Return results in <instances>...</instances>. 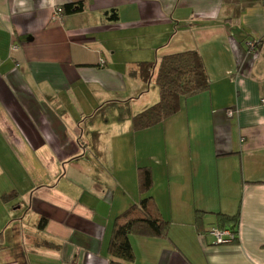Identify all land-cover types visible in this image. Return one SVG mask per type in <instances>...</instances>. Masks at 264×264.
I'll list each match as a JSON object with an SVG mask.
<instances>
[{"label":"crops","instance_id":"1","mask_svg":"<svg viewBox=\"0 0 264 264\" xmlns=\"http://www.w3.org/2000/svg\"><path fill=\"white\" fill-rule=\"evenodd\" d=\"M189 49L209 89L133 131L158 99L133 72ZM140 144L170 226L131 235L130 264H264V0H0V264H108ZM195 211L205 231L238 212V243L199 234Z\"/></svg>","mask_w":264,"mask_h":264},{"label":"trees","instance_id":"2","mask_svg":"<svg viewBox=\"0 0 264 264\" xmlns=\"http://www.w3.org/2000/svg\"><path fill=\"white\" fill-rule=\"evenodd\" d=\"M80 9L79 4L74 8L70 4H65L61 11L64 13ZM108 13L105 12L106 15ZM108 19L116 20V13H111ZM133 74L146 83L153 79L158 91L157 101L132 115L131 126L135 132L165 121L180 110L184 99L203 93L210 87L204 61L194 49L165 54L152 63L141 62ZM136 186L137 202L126 207L113 221L106 244L108 264H130L133 261L131 235L165 238L168 234L170 222L162 216L153 198L147 195L153 186L149 167L140 166L136 169ZM203 216L204 212L195 211L194 227L199 234H207L210 230L203 229ZM215 216L218 221L215 229L230 230L234 238L229 243H238L239 213L234 215L219 213ZM45 223L46 219L40 218L38 227H44Z\"/></svg>","mask_w":264,"mask_h":264},{"label":"built area","instance_id":"3","mask_svg":"<svg viewBox=\"0 0 264 264\" xmlns=\"http://www.w3.org/2000/svg\"><path fill=\"white\" fill-rule=\"evenodd\" d=\"M61 8L57 7L56 8V14H61ZM247 45L251 48L254 49L259 45V41L258 40H253V41H249L247 43ZM228 114L230 115L231 113L228 112ZM209 235L213 236L214 238V242L216 244H226L229 243L233 238H234V234L228 230H217L215 228H211L208 232Z\"/></svg>","mask_w":264,"mask_h":264},{"label":"rangeland","instance_id":"4","mask_svg":"<svg viewBox=\"0 0 264 264\" xmlns=\"http://www.w3.org/2000/svg\"><path fill=\"white\" fill-rule=\"evenodd\" d=\"M152 87H153V85H151L150 86V95L151 94H153L152 92L153 91H151L152 90ZM191 140L192 141H194V140H196V128H193L192 126H191ZM138 141H141V139L139 138L138 139ZM141 144H140V146H138V149H137V158H138V160H137V168L138 167H140V165H142L141 163H143V162H140V158L143 156L142 154H143V150L141 151ZM141 154V155H140ZM157 155H154L153 157H156ZM132 165L133 164H131V167L128 165V164H126L125 166H123L121 169H122V174H123V170H125V173H126V178L125 177H122L121 179H122V181L124 182L123 183V187H126V188H129V185L130 184H128L129 182H128V176H130V171L132 170ZM104 174V176H105V178L108 180V182H109V185H112V180H110V174H107L106 173V171L103 173ZM117 177V176H116ZM106 183H107V181H106Z\"/></svg>","mask_w":264,"mask_h":264}]
</instances>
